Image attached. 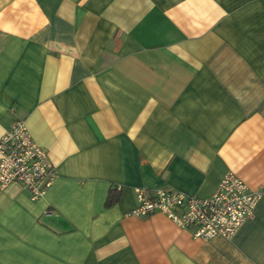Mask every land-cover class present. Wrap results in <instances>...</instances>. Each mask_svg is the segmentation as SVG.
<instances>
[{"label":"crops","instance_id":"obj_1","mask_svg":"<svg viewBox=\"0 0 264 264\" xmlns=\"http://www.w3.org/2000/svg\"><path fill=\"white\" fill-rule=\"evenodd\" d=\"M16 118L56 177L0 189V264H264V0H0V136ZM227 170L261 192L229 239L130 213Z\"/></svg>","mask_w":264,"mask_h":264},{"label":"built area","instance_id":"obj_2","mask_svg":"<svg viewBox=\"0 0 264 264\" xmlns=\"http://www.w3.org/2000/svg\"><path fill=\"white\" fill-rule=\"evenodd\" d=\"M55 177L53 164L31 137L25 120L14 119L0 136V189L18 182L31 199H36ZM133 189L137 203L131 214L146 216L160 212L200 240L217 235L229 239L251 215L261 196L259 190L249 188L232 170L223 174L214 192L207 197L169 189H157L152 194L142 187Z\"/></svg>","mask_w":264,"mask_h":264},{"label":"trees","instance_id":"obj_3","mask_svg":"<svg viewBox=\"0 0 264 264\" xmlns=\"http://www.w3.org/2000/svg\"><path fill=\"white\" fill-rule=\"evenodd\" d=\"M107 193H108V195H107L106 200H105V206H109V205L113 204L118 198V193H117L116 189L115 190L111 189Z\"/></svg>","mask_w":264,"mask_h":264}]
</instances>
